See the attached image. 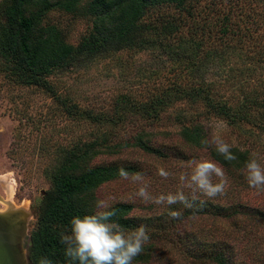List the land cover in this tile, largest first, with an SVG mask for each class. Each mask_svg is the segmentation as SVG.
<instances>
[{"label":"trees","instance_id":"obj_1","mask_svg":"<svg viewBox=\"0 0 264 264\" xmlns=\"http://www.w3.org/2000/svg\"><path fill=\"white\" fill-rule=\"evenodd\" d=\"M199 1L0 0V71L7 73L6 76L16 83L35 86L48 92L61 106L62 97L55 94L54 86L47 77L54 69L67 68L84 56L94 59L122 50L148 51L158 59L164 57L176 68L170 87H165L145 103L135 106L121 95L115 103L114 115L107 117L85 113L89 119L108 124L107 130L99 133L96 141H82L70 145L62 153L61 148L58 151L53 166L55 170L49 173V186L35 208L36 222L29 232V245L25 253L29 264H37L42 256L51 259L52 264H67L68 258L60 243V233L69 231L71 217L95 212V190L103 183L119 177L121 167L129 173L137 171L131 165L92 163L100 148H115L117 142L114 141L115 134H112L117 122L125 117L129 108L134 109L135 115L158 118L159 111L172 106L176 101L183 100L194 107L201 104L200 112H178L174 116L180 128L179 138L187 147L206 152L208 158L223 168L230 181L227 189L232 190V193L240 195L250 189L243 175L249 150L234 146L233 151L238 159L231 162L225 160L205 143L207 132L196 117L204 113L202 115L221 119L238 134L251 138L256 132L264 135V91L254 88L252 94L240 93L236 101L228 103L221 99L212 87L213 83L208 84L202 76L193 80L190 77L188 84L182 83V80L188 75H195L208 63L217 61L220 65V60L225 57L255 59V62L264 64V38L257 34L260 30L257 21L264 16L257 10L243 11L260 0H207L205 7L198 9ZM241 3L246 5L241 7ZM161 4H172L174 12H157L152 15V9ZM55 9L68 15L82 14L90 21L88 30L76 44L68 43L62 26L48 16V11ZM253 12L255 14L251 16ZM232 16L238 21H233ZM209 39H216L218 45ZM248 70L252 71V68ZM142 134L138 132L132 135L130 146L158 157L173 155L188 160L187 156L173 150L162 151ZM228 201L191 200L190 207L181 206L179 218L170 217L167 223L159 218L160 215L132 216L133 206L128 202H116L112 208L116 213L114 220L125 229L142 225L148 233H163L164 230L165 234L170 233L177 221L201 216L227 221L243 234L240 235V244L248 239L246 235L249 236L253 222L264 230L263 209L240 200ZM191 239L197 242L194 236ZM153 246L148 242L132 264H147L150 259L148 250H152ZM214 247L203 257L215 264H232L228 261V254L231 253H227L231 245Z\"/></svg>","mask_w":264,"mask_h":264},{"label":"rangeland","instance_id":"obj_2","mask_svg":"<svg viewBox=\"0 0 264 264\" xmlns=\"http://www.w3.org/2000/svg\"><path fill=\"white\" fill-rule=\"evenodd\" d=\"M263 2L264 0H260L243 11L257 10L264 16ZM206 3L207 0H200L197 8L205 7ZM239 5L243 7L246 4ZM174 10L172 4H161L152 9V15ZM254 14L255 12L250 15ZM48 16L62 26L65 40L70 44H76L90 26V21L82 14L68 15L55 9L48 11ZM232 17L233 21L234 19L238 21L235 16ZM260 19L257 21V25L260 26L257 34L264 38V17ZM209 40L218 45L216 39ZM232 59L225 57L220 60V65L217 61L208 63L195 75L186 76L182 83L188 84L190 77L193 80L202 76L208 84L213 83L212 87L216 89L221 99L228 103L236 101L240 93L252 94L254 88L264 91V64L255 62V59L240 57ZM248 68H252V71ZM174 70H176L174 65L164 57L158 59L148 51L122 50L104 58L94 59L84 56L67 68L54 69L47 77L54 86L55 94L62 97V106L55 102L48 92L35 86L16 83L6 76L7 73L0 71V210H5V207L12 208L16 213L26 217L23 246L25 253L29 232L36 222L35 208L44 190L49 186V173L55 170L53 166L58 151L61 148L62 153L70 145L82 141H96L98 134L107 130L108 124L89 119L85 113L93 116H112L115 112V103L121 95L132 105L145 103L165 87H170ZM200 107L201 104L194 107L183 100L176 101L172 106L169 105L159 111L158 118L135 115L134 109L129 108L125 117L117 122L112 134H115L114 141L117 142L115 148L108 150L100 148L92 163L135 167L137 171L133 173L143 174L152 196L175 192L179 187L176 177L188 170L189 162L208 157L203 150L189 148L181 141L178 136L180 128L174 121V116L178 112L183 114H189L192 110L200 112L202 111ZM202 114L204 113L196 118L207 132L206 140H209L213 131L209 125L212 122L226 123ZM138 132H142L145 139L162 151L173 150L178 154H184L188 160H181L173 155L158 157L130 146L132 141L130 137ZM225 138L234 146L248 149L250 154L258 152L264 155L263 134L256 132L252 139L248 135L238 134L227 126ZM161 168L174 175L168 179L162 178L157 174ZM227 181L230 182L228 177ZM138 187V184L119 176L103 183L95 190V203L97 204L99 199L109 200L112 204L128 202L133 206L132 216L160 215L159 218L166 223L171 217L169 210L179 212L183 206L180 203L165 206L145 202L137 194ZM197 199H211L214 202L240 200L264 210V192L252 188L239 195L226 187L222 194L215 197L199 195ZM252 224L249 236L246 235L248 239L240 244L242 239L240 235L243 234L225 220L201 216L177 221L170 233L165 234V230L163 233H148L149 242L154 246L152 250L150 248L148 250L150 259L147 264H215L203 257V254H207V251H211L216 245L225 244L231 245L232 251L229 247L227 252L231 253L228 254L230 263L264 264V230L256 222ZM246 229L248 230V226ZM192 236L197 242L192 241Z\"/></svg>","mask_w":264,"mask_h":264},{"label":"clouds","instance_id":"obj_3","mask_svg":"<svg viewBox=\"0 0 264 264\" xmlns=\"http://www.w3.org/2000/svg\"><path fill=\"white\" fill-rule=\"evenodd\" d=\"M209 126L213 131L205 143L213 147L225 160H237L238 157L233 151L234 145L225 138L227 125L223 122H212ZM187 167V171L176 177L179 187L175 192L160 193L157 196L149 193L142 173H129L121 167L119 175L122 179L139 185L137 194L142 200L165 206L180 203L190 207L191 200L197 199L199 195L212 198L225 191L228 184L225 172L212 159L190 161ZM157 174L164 179L174 175L163 168ZM243 175L250 188L264 192V155L252 152L244 163ZM115 215L112 202L99 199L95 212L71 217L69 231L60 233V243L68 258L67 264H132L134 258L143 252L150 237L142 225L125 229L114 220ZM169 215L175 219L181 214L169 210ZM37 264H52V260L42 256Z\"/></svg>","mask_w":264,"mask_h":264},{"label":"water","instance_id":"obj_4","mask_svg":"<svg viewBox=\"0 0 264 264\" xmlns=\"http://www.w3.org/2000/svg\"><path fill=\"white\" fill-rule=\"evenodd\" d=\"M9 212L0 214V264H29L23 248L26 219L18 223ZM17 216L23 219L21 214ZM26 244L29 245L28 239Z\"/></svg>","mask_w":264,"mask_h":264},{"label":"bare ground","instance_id":"obj_5","mask_svg":"<svg viewBox=\"0 0 264 264\" xmlns=\"http://www.w3.org/2000/svg\"><path fill=\"white\" fill-rule=\"evenodd\" d=\"M7 211H10L9 213H11V215L13 216V217H15V219H16V221L18 222V223H20L21 221H24L25 219H26V217L24 216V215H22L21 214V217H23V219L22 218H19L17 215H20L19 213H16L15 211H14V209H12V208H7L6 209V207H5V210L3 209V210H0V214L2 213L3 214V212H7ZM16 215V216H15ZM15 221V220H14ZM27 221V220H26Z\"/></svg>","mask_w":264,"mask_h":264}]
</instances>
